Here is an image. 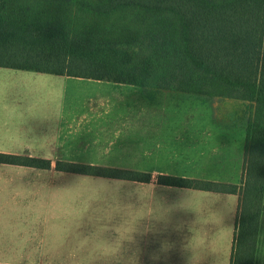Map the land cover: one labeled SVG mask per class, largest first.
<instances>
[{
    "label": "trees",
    "instance_id": "16d2710c",
    "mask_svg": "<svg viewBox=\"0 0 264 264\" xmlns=\"http://www.w3.org/2000/svg\"><path fill=\"white\" fill-rule=\"evenodd\" d=\"M0 68L139 87L150 100L170 92L212 106L236 103L242 120L234 126L245 127L239 186L169 175L155 182L238 196L229 264H255L264 196V0H0ZM0 164L52 165L1 153ZM54 170L152 180L63 161Z\"/></svg>",
    "mask_w": 264,
    "mask_h": 264
},
{
    "label": "rangeland",
    "instance_id": "374dc122",
    "mask_svg": "<svg viewBox=\"0 0 264 264\" xmlns=\"http://www.w3.org/2000/svg\"><path fill=\"white\" fill-rule=\"evenodd\" d=\"M36 74L32 72L13 73L7 71L0 73L2 90L0 97L4 96L1 98L8 103L6 94L9 96L10 93L8 92L11 89L18 88L21 93H24L25 102H36L37 99L39 101L42 100L44 96L30 80ZM20 76L24 78V87L14 86L13 84L10 86V81L8 80L14 77L19 79ZM79 85L81 86L66 88L67 95L64 101L72 103L88 101V97L94 96L99 92L105 102L131 103L134 107H137L135 112L132 111L137 113V116L123 115L120 117V123H126V125L121 126L122 130L131 129V132L125 134L121 131V134L117 136V140L115 139L114 141L100 139L97 142L88 141L80 145L74 143V145L72 144V146L70 145L68 148L63 149H54L51 142L42 143L30 137L24 139H11L10 137L9 139L7 135L0 134V153L9 155L11 153H19L22 154L21 156L27 157L29 156L28 154L66 155L64 157H35L50 160L52 167L56 161H63L108 169L131 170L140 173H148L154 169L174 170L177 172L186 171L187 173L170 171L172 173H167L166 175L187 179H194L193 177L196 176L206 177L208 179L195 180L229 183L238 186L241 184L243 164L239 160V156L243 154L245 146V127L242 125V121H239V127L234 126L236 121L242 120V111L238 109L236 103L227 101L214 103L212 106L201 99L192 96L184 97L183 95L170 92H160L153 100H150L139 87L121 85L122 88L118 86L113 88V86H107V84L100 86L96 82L88 80L81 82ZM93 99L95 100V98ZM0 103L5 104L4 100L0 101ZM120 111L110 112L116 114ZM27 119L30 121L34 120L33 116L27 117ZM150 119L153 121L154 126L146 124L150 123ZM163 119H167V121L179 120L181 124H183L181 122L183 120L184 124L176 126L174 125L176 123H165L164 126H161ZM186 119L194 120L196 125H191L193 122H186ZM198 124L201 125L199 126ZM170 125L172 127H169ZM153 128L158 131L156 136L168 137L167 139H172V136L176 134H184L183 129H187L190 133L192 129L200 130L202 134L217 133L216 138L210 140V144L213 142L214 145L219 147L218 152L221 157L215 158V162L213 161L214 158H211V161L206 162V165L198 167L191 160L185 159L186 156L184 155L183 159H176L172 157L173 154L166 153L167 155H162L161 149L157 150L156 147L150 150L151 146L155 144V134L151 138V133L147 135L145 130ZM167 129H172V132ZM185 135H189V133ZM218 135L223 137L219 139ZM217 160L220 162H217ZM175 161L177 163H174ZM240 164L242 170L239 173ZM115 182L121 183L103 178L59 173L55 172L53 168L50 171L17 170L0 164L1 189H4L13 197L18 196L26 199L29 196H40L41 200L40 204H38V200H32L31 203H26L25 206L8 205L0 202V243L20 244L25 239L34 238L35 242L42 244L46 254L52 256L58 255L57 253H66L72 256V251L79 248L74 253L79 256L82 247L75 244V240L81 239L80 235L87 233L98 237L99 235L116 231V228L109 227L113 223L120 226L123 224L127 225V221H121L118 216H126L129 212L128 187L109 188L107 186L105 188L103 186L100 188L96 186L97 183L108 184ZM121 185L124 184L121 183ZM1 195L5 198L6 193ZM227 198L225 197L224 199L227 200ZM47 201L51 202L45 205ZM228 205L230 204H227V208L225 207V213L228 212V208H231ZM97 214L100 216L111 214L110 216L114 215L112 219L118 220L113 221L105 217L92 218V215ZM224 216H226L228 224V215L223 214L220 209L210 219L211 222L215 220L217 224L214 236L212 233L208 237L189 238L184 233V236L179 237V239L176 237L162 239V246L159 247L172 248L175 246V242L182 247H216L217 254L215 257L210 258L209 264H229L234 222L232 223V231H228L224 226L221 227L219 220ZM235 216L236 213L233 215V221ZM168 222L170 226L173 224L171 220H168ZM103 224L107 225L103 226ZM223 224H225V221ZM200 225L202 230V224L200 223ZM105 248L106 246L101 248V250ZM110 248H113L114 251H119L122 246L117 245ZM123 248L125 249V247ZM6 249L8 248L0 247V264H50L48 261L36 259V254L34 256L33 254L1 251ZM13 249L11 248V250ZM255 260V264H264V196L262 213L259 219Z\"/></svg>",
    "mask_w": 264,
    "mask_h": 264
},
{
    "label": "crops",
    "instance_id": "0c3cea01",
    "mask_svg": "<svg viewBox=\"0 0 264 264\" xmlns=\"http://www.w3.org/2000/svg\"><path fill=\"white\" fill-rule=\"evenodd\" d=\"M3 70V71H1ZM4 71L19 73V72H31L15 69L0 68V73ZM35 73V72H32ZM32 84L44 96L42 100H36V102H25L23 94L18 88L11 89L7 95L8 103L5 99L0 97V101L4 100L5 104L0 103V134L7 135L10 139L17 138H33L35 141L42 143L51 142L54 149L68 148L72 144L92 141L97 142L100 139L106 141L117 140V136L123 131L125 134L130 133L129 130H122L121 126L126 123H120L123 115L137 116V107H134L131 103L121 104L120 102H105L101 93H97L94 96L88 97V101L84 100L80 103H72L64 101L67 95V87H78L85 79L54 76L48 74L37 73L31 79ZM9 84L19 87H24V78H13ZM92 81V80H88ZM100 86H118L121 85L113 83H102L104 81H93ZM69 85V86H67ZM0 86V94H1ZM4 95V94H2ZM5 95V96H6ZM10 98V99H9ZM95 98V100L93 99ZM97 99V100H96ZM119 111L118 113H112L110 111ZM112 114V116H110ZM33 116L32 121L27 117ZM24 120V121H23ZM161 126L165 123H176L174 125H183L179 120L163 119ZM161 121V122H162ZM216 121V120H214ZM150 123H146L149 126H154L153 121L150 119ZM186 122L192 123L195 126L194 120H187ZM199 126L201 124H198ZM169 127H172L170 125ZM121 128V129H120ZM151 128V127H150ZM172 132V129H167ZM145 134L151 133V138L154 136L155 144L151 146L150 150L156 147L157 150L161 149L162 155L169 153L173 154L172 157L176 159L191 160L198 167L206 165V162H210L211 158L221 157L218 152L219 147L210 144V140L216 138L217 133L210 132L202 134L200 130L192 129L191 133L186 129H183L184 134H176L172 136V139L168 137H158L156 128L146 129ZM189 133V135H185ZM185 135V136H184ZM222 135H218L220 139ZM149 140V139H146ZM186 142V143H183ZM188 152V153H187ZM9 155V154H8ZM10 155L21 156L19 153H11ZM24 155V154H23ZM28 157H49L66 155H46V154H28ZM167 155V154H166ZM188 156V157H187ZM163 158V156H162ZM210 158V160H209ZM239 160L243 161V154L239 156ZM217 162H220L217 160ZM73 163V162H71ZM174 163H177L176 161ZM79 164V163H78ZM11 169H25L32 170L34 168H26L20 166L7 165ZM55 166V163H54ZM54 166L50 170H54ZM239 165V173L242 168ZM205 168V167H204ZM40 170V169H35ZM44 170V171H50ZM55 171V170H54ZM131 171V170H128ZM187 173L186 171H174V170H151L152 180L148 183L119 181L121 183H97L96 186L106 188H127L128 187V214L126 216H118L123 222L127 221V225L122 226L113 223L112 228H116V231H111L105 235H80L82 238L75 240L77 245H80L81 254L77 256L74 254L79 248L72 251V256L66 253H57L58 255L46 254L42 247V244L35 242L34 238L25 239L20 244L0 243V247L8 248L1 250L2 252H14V253H26L33 254L36 259L42 261H48L50 264H209L210 258L215 257L217 254L216 247H182L178 246L175 242V246L172 248L159 247L162 246L161 240L167 239V237H183L184 233L187 237H208L217 228L216 221L211 222L210 219L215 216L218 209L223 214L228 215V224L226 216L220 218V226L225 227L228 231L233 232L235 230V220L233 221V215L238 211V196L228 194H218L212 192H203L190 189H181L166 187L155 182L157 175H166L167 173ZM201 171V170H199ZM56 172V171H55ZM60 173V172H59ZM242 175V174H241ZM194 179H208L206 177H193ZM211 179V178H209ZM116 181V180H115ZM229 184V183H225ZM120 186V187H118ZM102 192V191H101ZM6 193L5 198L1 195ZM102 195V194H101ZM222 196V197H217ZM228 197L227 200L224 199ZM231 197V198H230ZM32 200H38V204L41 203L40 196L22 197L10 196V193L0 188V202L10 205H22L31 203ZM45 201V200H44ZM62 201V200H60ZM51 201H47L45 205H48ZM230 204L231 208H228V212L225 213V207ZM234 204V206H232ZM233 207V208H232ZM111 215V214H110ZM105 215L100 216L92 215V218H110L114 216ZM31 216V214H29ZM168 220H171L173 224L170 226ZM225 221V224L223 222ZM203 229L201 230V225ZM107 224H103L106 226ZM212 236V237H213ZM234 236V233H233ZM26 238V237H25ZM214 238V237H213ZM112 241V242H111ZM118 243H117V242ZM233 241V237H232ZM178 242V240H177ZM122 243V244H119ZM232 243V242H231ZM122 246L119 251H114L115 246ZM101 250V248L105 247ZM125 247V249L123 248ZM232 247V244H231ZM11 248H14L11 250ZM41 249V252H40ZM34 259V258H33ZM211 264V263H210Z\"/></svg>",
    "mask_w": 264,
    "mask_h": 264
}]
</instances>
